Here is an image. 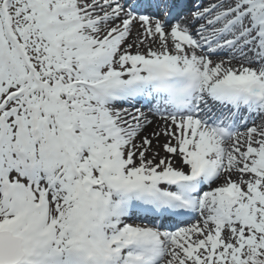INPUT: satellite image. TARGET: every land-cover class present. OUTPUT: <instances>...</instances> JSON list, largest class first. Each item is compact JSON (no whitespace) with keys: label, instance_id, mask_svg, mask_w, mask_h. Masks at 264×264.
<instances>
[{"label":"snow or ice","instance_id":"6c2138e0","mask_svg":"<svg viewBox=\"0 0 264 264\" xmlns=\"http://www.w3.org/2000/svg\"><path fill=\"white\" fill-rule=\"evenodd\" d=\"M0 264H264V0H0Z\"/></svg>","mask_w":264,"mask_h":264}]
</instances>
